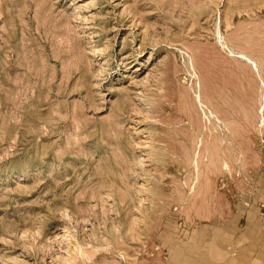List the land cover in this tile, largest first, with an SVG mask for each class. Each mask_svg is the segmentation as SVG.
<instances>
[{
	"label": "rangeland",
	"instance_id": "obj_1",
	"mask_svg": "<svg viewBox=\"0 0 264 264\" xmlns=\"http://www.w3.org/2000/svg\"><path fill=\"white\" fill-rule=\"evenodd\" d=\"M237 53L264 75V0H0V264H264Z\"/></svg>",
	"mask_w": 264,
	"mask_h": 264
},
{
	"label": "bare ground",
	"instance_id": "obj_2",
	"mask_svg": "<svg viewBox=\"0 0 264 264\" xmlns=\"http://www.w3.org/2000/svg\"><path fill=\"white\" fill-rule=\"evenodd\" d=\"M237 55L239 56L240 59H245L244 61L246 63H248V65H250V67H251L250 69H252V72L255 71V73H256V75L258 77V81H257L258 85L257 86H258L259 93H258L257 101L259 102L260 113L262 112V114L260 115V120H261V123H263V125H264V114H263L264 113V75L262 74V71H261V69L258 66L259 64H257L258 62L253 60L251 57H247V56L243 55V53L242 54L241 53H237ZM263 71H264V68H263ZM256 80H257V78H256ZM207 104H208V100L207 99L201 98V100H199L200 107H202L205 110V116H206L207 119H209V121H208L209 125L207 126V129L209 128V134L211 135V138H212V136H214L215 142H217V133L219 134L220 129L217 126L216 122H222V119H221L222 117L221 118L219 117L220 116L219 115L220 111H218L217 108L213 109L214 107L213 108L211 107L212 109H210V108H208L209 105L207 106ZM203 134H205V133H203ZM204 139H205V137H204ZM209 140H211L210 137H209ZM210 142L212 143V141H210ZM205 145H206V143L204 144V146ZM207 145H208V143H207Z\"/></svg>",
	"mask_w": 264,
	"mask_h": 264
}]
</instances>
